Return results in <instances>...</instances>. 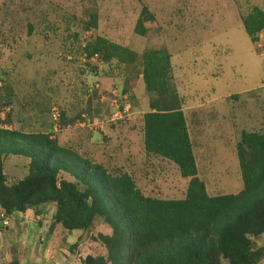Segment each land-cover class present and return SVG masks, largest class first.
Returning a JSON list of instances; mask_svg holds the SVG:
<instances>
[{"label":"rangeland","instance_id":"374dc122","mask_svg":"<svg viewBox=\"0 0 264 264\" xmlns=\"http://www.w3.org/2000/svg\"><path fill=\"white\" fill-rule=\"evenodd\" d=\"M252 7L264 13V0H0V126L51 130L50 108L55 106L62 117L59 129L48 134L61 144L70 140L84 113L109 131L96 127L94 139L108 171L128 173L145 196L179 198L187 178L180 177L172 162L153 160L142 148L141 112L152 95L138 81L139 56L165 48L172 53L169 85L176 92L175 70L183 87L177 91L198 115L191 117L197 126L194 149L202 150L197 175L207 188L212 184V196L232 193L241 186L235 153L239 131H258L264 125L259 93L264 92V60L240 23ZM92 15L95 28H86ZM95 36L130 49L137 58L126 64L116 63L108 53L100 61L82 59V46ZM192 69L212 75L202 80L191 75ZM111 89L128 104V115L114 122L108 119L110 100L115 99L118 110L122 100L98 94ZM237 92L236 102L220 99ZM25 161L19 155L3 159L6 184L24 176ZM60 177L71 180L65 173ZM40 207L37 217L31 209L3 214L7 225H0V264H80L87 254L105 255L103 245L93 240L110 231L99 218L85 231L66 230L52 223V203ZM249 239L252 248L264 246V234ZM255 264H264V256Z\"/></svg>","mask_w":264,"mask_h":264},{"label":"trees","instance_id":"16d2710c","mask_svg":"<svg viewBox=\"0 0 264 264\" xmlns=\"http://www.w3.org/2000/svg\"><path fill=\"white\" fill-rule=\"evenodd\" d=\"M240 21L255 42L264 29V13L252 7ZM95 22L90 16L86 28H95ZM81 50L87 56L108 53L118 64L137 58L130 49L101 36L85 42ZM139 60L144 90L152 95L149 111L142 114L143 151L171 161L180 177L187 178L183 197L145 196L128 173H112L59 145L49 130L0 126V209L4 215L31 209L37 216L41 205L53 203L52 223L66 230L85 231L99 218L110 231L93 240L103 245L105 255L87 254L80 264H221L220 259L226 264L257 263L264 246L252 248L249 237L264 234V126L260 131H241L235 143L242 188L207 195L196 175L181 99L169 85V54L165 48L149 49ZM8 155L28 159L24 176L11 184H6L2 170Z\"/></svg>","mask_w":264,"mask_h":264},{"label":"crops","instance_id":"0c3cea01","mask_svg":"<svg viewBox=\"0 0 264 264\" xmlns=\"http://www.w3.org/2000/svg\"><path fill=\"white\" fill-rule=\"evenodd\" d=\"M240 23H241V21H240ZM242 26V25H241ZM243 29V28H242ZM259 34H264V29H261L260 31H259ZM252 45L254 46V48H255V50L257 51V49H256V44H255V42H252ZM168 52V54H169V61H171V52H169V51H167ZM175 53V52H174ZM173 56V55H172ZM178 56V55H177ZM195 58H197V57H193V59H195ZM193 62L195 61V60H192ZM191 75L192 76H194V77H196V78H200V79H202V80H205V78L208 76H210V75H212L211 73L208 75V72H204V71H200V70H195V69H192V71H191ZM105 78V77H104ZM216 78V77H215ZM141 79V75H140V73L138 74V81ZM172 81H173V84H174V86H175V89H176V92H177V94H178V96H179V98L181 99V107H180V109H181V111H182V114H183V117H184V121H185V125H186V131H187V136H188V139H189V142H190V146H191V152H192V155H193V158H194V162H195V167H196V175H197V163H196V160H197V154L199 155V157L201 156V154H202V150L200 149V151L198 152V150L197 151H195V147L196 146H194V144H196L197 143V135H196V133H197V126L196 125H194V123H193V119H191V117L192 118H196L198 115H195L193 112H191V110H192V108L191 107H189V101L187 100V98L185 97V96H183V94H181V93H179L177 90H182V82H180V80H179V76H178V74L177 73H175V70H173V72H172ZM262 86L264 87V78L262 79ZM258 89H261V87H258ZM260 93V96H262L263 97V99H264V92H259ZM184 94H185V92H184ZM241 93L240 92H237V93H231V94H226V95H223L220 99H222V98H224V99H227V98H229V99H234L235 101L234 102H236V101H238V99H239V95H240ZM217 96H215V97H213V99L214 98H216ZM219 98H217L216 100H220ZM248 109V106H246V107H244V109H243V111H246ZM147 111H149V109H143L142 110V112H141V119H142V114L144 113V112H147ZM187 115L189 116L188 118H187ZM243 117H245V118H247V119H249V116L248 115H245V116H243ZM264 122V121H263ZM264 125H263V123L260 125V129L258 130V131H260L261 130V128L263 127ZM96 127H93V128H88V127H84V126H73L72 127V129H73V131H72V135L70 136V138H68V139H70V140H67V138H64V140H63V142L60 144L57 140H58V138L56 137V141H57V143L59 144V145H61V146H65V147H70L71 149H73V150H75V151H77L78 153H80L81 155H83V156H85V157H88L89 159H92L93 161H95V162H97V163H101V156H99V152L101 151H99V147H101L100 145H96V143L94 142L95 140V138H96V136H95V134H96V129H95ZM99 129L100 130H104L105 128L103 127V126H100L99 127ZM40 131H46V130H40ZM49 131H51V130H49ZM105 131V132H104ZM103 132L104 133H109V131H107L106 129L104 130ZM195 131V132H194ZM242 131H245V130H242ZM240 132H241V130L239 131V134H240ZM110 133H112V132H110ZM238 134V135H239ZM141 135H142V120H141ZM51 137H53V138H55L54 136H51ZM239 138V137H238ZM67 141H70V142H67ZM66 143V144H65ZM236 143V142H235ZM143 148V147H142ZM144 155H146L145 153H144ZM146 156H148V157H151L153 160H156V159H164V158H161V157H159V156H154V155H146ZM165 160H167V159H165ZM28 162V161H27ZM27 162L25 161V173H26V166H27ZM171 162V161H170ZM102 165H103V163H101ZM197 177H198V175H197ZM199 178V177H198ZM200 179V178H199ZM8 184V183H7ZM11 184V183H10ZM203 184H204V187H205V191H206V193L207 194H209V191H212V189H213V186H211L212 184H207V186H208V188L206 187V185H205V183L203 182ZM185 187H186V185H185ZM185 187H184V191H185ZM242 188V184H241V186H239V187H237V189L234 191V192H232V193H236L237 191H239L240 189ZM227 192H229V191H224V192H222L221 194H227ZM183 195H184V193L179 197V198H182L183 197ZM213 195V193L212 194H209V196H212ZM53 204V203H52ZM43 205H45V204H43ZM42 205V206H43ZM51 205V204H50ZM52 206V205H51ZM53 207V206H52ZM43 210V209H42ZM54 212V209H52V213ZM37 217V216H36Z\"/></svg>","mask_w":264,"mask_h":264},{"label":"built area","instance_id":"2783aa9c","mask_svg":"<svg viewBox=\"0 0 264 264\" xmlns=\"http://www.w3.org/2000/svg\"><path fill=\"white\" fill-rule=\"evenodd\" d=\"M85 35L90 34V31H85L84 32ZM256 44V49H257V53L258 55L263 58L264 60V34H257V39L255 41ZM81 58L82 59H87V60H102V57L100 54L98 53H93L90 56H87L84 52H81ZM96 86V85H95ZM98 94L101 96V98H104L106 95L110 94L112 96H116L119 99L122 100V106L120 108V110H118V105L116 104L115 99H111L110 100V104L113 107V109L110 112L109 115V121H117V120H121L123 117H126L128 115V104L125 103L126 101L124 100L125 97L123 95H118L119 91L116 92V89H111L110 91L107 90H98ZM50 117H51V121H52V128L51 131H56L59 129V117H60V111L58 110V108H56L55 106H52L50 108ZM81 120H78L75 122L74 126H84V127H88V128H93V127H100L102 126V122L95 119V118H91L89 119L86 114L81 113L80 114ZM0 225L1 226H5L7 225L6 220L3 218V213H0Z\"/></svg>","mask_w":264,"mask_h":264}]
</instances>
